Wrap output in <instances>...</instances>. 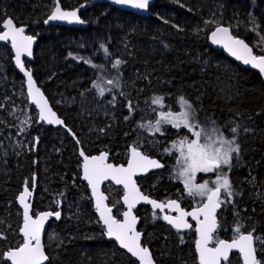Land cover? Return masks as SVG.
<instances>
[{
  "label": "trees",
  "instance_id": "obj_1",
  "mask_svg": "<svg viewBox=\"0 0 264 264\" xmlns=\"http://www.w3.org/2000/svg\"><path fill=\"white\" fill-rule=\"evenodd\" d=\"M92 1L59 0L64 9ZM54 6L55 0H0V32L10 17L39 38L27 68L77 139L65 129L39 123L37 117L26 134L32 141L29 148L20 149L6 138L16 130L9 119L1 124L0 264H9L5 254L22 245V216L16 199L25 185H33L34 177L38 189L33 211L62 214L50 223L45 236L48 264H138L105 237L88 186L81 180L80 144L89 155L107 151L109 161L117 165L127 162L130 146L142 148L166 167L138 180L146 194L162 202L178 200L187 209L204 203L187 192L177 174L179 156L173 146L182 136L192 135L169 127L165 135L157 136L159 149L147 147L144 137L152 125L134 107L129 91L140 97L145 111L162 104L179 110L183 97L191 105L196 128L233 137L240 151L224 170L233 194L229 197L222 190L215 241L233 240L235 227L241 225L242 233L261 239L257 255L264 264V84L258 73L240 67L208 43L209 34L225 25L255 53L264 54V0H160L149 18L99 4L81 13L86 28H46L44 22ZM11 57L9 50L0 51V60L9 66L4 76L24 85ZM117 60L121 63L113 67ZM8 85L0 79V115L6 114ZM157 97L163 98L161 103L153 102ZM236 121L243 126L233 132ZM82 191L88 210L84 213L76 204ZM61 193L67 200L56 203ZM118 195H123L120 189ZM116 211L122 216L121 203ZM136 214L141 218L143 243L158 264H200L194 227L176 231L161 213L145 206ZM226 264L242 261L233 254Z\"/></svg>",
  "mask_w": 264,
  "mask_h": 264
},
{
  "label": "snow or ice",
  "instance_id": "obj_2",
  "mask_svg": "<svg viewBox=\"0 0 264 264\" xmlns=\"http://www.w3.org/2000/svg\"><path fill=\"white\" fill-rule=\"evenodd\" d=\"M114 2L116 4L131 5L137 9H146L149 4V0H114ZM49 19L67 20L69 22L75 20L83 23L75 11L62 12L59 7L55 8ZM45 22L47 23V21ZM3 26L7 31L0 34V41L11 40L12 47L15 49L16 63L22 71H25L24 64L21 61V54L22 52H26L28 56L32 55L31 44L33 37L25 36L23 34L24 28H16L11 19L4 21ZM220 33H223L228 37L229 42L225 43L224 46L233 56L242 60L244 64H251L252 67L258 69L264 74V54H253L252 48H250L243 40L232 37L229 35L228 28L220 26H218L212 33L213 42H223L221 39H217V36ZM262 39H264V37H262ZM262 52H264V50H262ZM120 63L121 61L117 60L113 67H117ZM25 74L28 77L29 92L32 94L33 100L40 106V118L46 119L48 123L62 124L63 121L58 118H49L55 117V113H53L50 107H48L47 101L39 88L34 87L31 72L25 71ZM109 83H111V81H109ZM101 94H103V90H101ZM162 100V97H157L153 102L161 103ZM180 103L182 107L185 108V111L175 115L171 111L167 113L161 112V120L173 124L176 128L184 126L193 131L195 136L194 140L189 142L187 138H185L180 142L181 145L186 144L187 146V153H182L186 167L181 175L187 177L185 179V185L188 187L189 193L192 194L193 188H195V194L200 195L201 197L207 196V203H205L203 207L196 209L195 212H184L180 210L179 205L175 201H170L167 206L180 211V215L175 218L165 216L164 219L179 230L180 228L192 227V225L187 223L185 217L192 216L194 219L199 220L201 214L204 216L203 220H199L200 227L197 228L200 239L196 242V246L199 252L200 264H220L221 259L228 261L229 253L233 249H237L243 254L244 264H261V261L258 260L256 256V248L254 247V237L252 233H242L241 225L235 227V237L231 242L217 239L215 247H208L209 242L213 239L212 233L215 232L217 228L215 212L222 203L220 199L221 188H223L227 196L230 197L233 194L231 191V184L226 174H222L218 177V180L214 182L216 186L213 188H209L207 182L199 185H192L190 181L194 179V174L196 172H213L220 169L222 165L230 167L231 154L233 152L238 154L240 146L236 144L234 140L223 139L219 141L218 147L215 143L202 144L200 142L201 132L194 130L196 125L193 124L190 119L192 114L191 105L183 97L180 98ZM129 108H131L130 103ZM161 120L156 122V131H160ZM232 131L235 132L236 129H232ZM207 139L211 141L212 138L207 137ZM225 145H227V147H225ZM131 152L132 160L129 162L127 168H124L123 166L114 167L111 164H105L104 161L106 160L107 153L91 158L85 156V163L83 166L84 177L92 184L94 193L97 192L98 183L103 179H107L109 175H111L112 179L116 180V183L124 184L125 188L129 189V194L124 196V201L128 204L129 211L124 213L123 222L116 220L111 215V209L102 204L103 199H106L102 194L97 196V210L100 212L101 219L106 226L107 235L109 237H114L115 240L119 242L120 246L126 249L127 252L131 253L132 256L137 257L141 264H154L151 252L147 247L142 246L140 243L142 234L135 229L136 217L131 215V209L137 202V199L146 200L155 208L163 209L165 205L159 204L156 201L148 200L147 197L142 196L136 188L135 181L131 178L136 171L146 170V166L159 168L162 167V165L156 160H151L148 157L141 155L136 148H132ZM81 155H84L82 151ZM28 195H30V193L28 188L25 187L24 193L19 197L21 204L24 206V223L21 231L25 239L22 245L7 252V258L11 261V264H44V261L48 260V257L44 252V246L41 243V233L44 221L47 217L52 215H55L57 218L60 216L59 212H47L41 213L37 218L33 219L29 215L30 205L25 202V198ZM262 243H264V241H262Z\"/></svg>",
  "mask_w": 264,
  "mask_h": 264
},
{
  "label": "water",
  "instance_id": "obj_3",
  "mask_svg": "<svg viewBox=\"0 0 264 264\" xmlns=\"http://www.w3.org/2000/svg\"><path fill=\"white\" fill-rule=\"evenodd\" d=\"M160 0H149V4H148V7L146 9H137V8H134L132 7L131 5H123V4H116L114 2V0H93L92 2L90 3H85V4H82L81 6L77 7V8H74V9H64L62 7V5L60 4L59 0H55V6L52 10V12L55 10L56 7H59L61 9L62 12H73L75 11L77 16L79 17V19L81 21H83V19L81 18V13L86 11L87 9L91 8L92 6L94 5H99V4H107L109 6H112L120 11H125V12H130V13H133V14H136L138 16H141V17H150L151 16V8ZM51 12V14H52ZM51 14L49 15V17L51 16ZM49 17L46 19L47 23L44 22V25L46 28H49L51 26H58V27H67V28H86L87 27V23H85L83 21V23H80L78 21H75L73 20L72 22H69L67 20H51L49 19ZM7 19H11L13 21V25L16 27V28H20V27H23L24 28V35L25 36H31L33 37V41H32V44H31V52H32V55L31 56H28L26 52H22L21 54V61L22 63L24 64V69L25 71H30L31 72V75H32V80L34 81V87L35 88H39L40 92L43 94L44 98L46 99L47 101V104H48V107H50L51 111L53 113H55V117H49V118H58L59 120H62L63 123L62 124H57V123H48V121L46 119H41L40 118V112H41V109H40V106L33 100V97H32V94H30L29 92V87H28V77L27 75L25 74V71H22L21 68L19 67V65H17L16 63V60H15V49L12 47V44H11V40L9 39L8 41H0V45L4 44V45H8L12 51V63L14 65V68L16 70V72L21 76V78L23 79V82H24V87H25V91H26V95H27V98H28V102L30 104L31 107H33L34 109H36L37 111V115H38V121L39 123H43L45 124L46 126H49V127H52L54 128L55 130H58L60 128L62 129H65L67 132L71 133L72 137L75 138V140L77 141L76 137L73 135V132L68 128L66 127L65 123H64V120L58 115V113L54 110L52 104H51V101L49 100V98L47 97V95L45 94V92L43 91V89L37 84L36 82V79L33 75V72L31 69H28L26 64H25V60H29L30 62H33L34 60V51L37 47V44H38V40L39 38L36 37V36H33L31 34L28 33V28L27 27H24V26H17L15 21L8 17ZM5 19V21L7 20ZM220 27H224V28H228L229 29V35H231L232 37L236 38V39H239V40H243L250 48H252L244 39L240 38V37H237L232 29L229 27V26H225V25H220ZM217 28V27H216ZM216 28L209 34V37H208V43H209V46L216 50V51H220L222 52L229 60L233 61L234 63H236L237 65H239L240 67L242 68H245V69H248V70H252L256 73H258L262 79V82L264 84V74H262L258 69L252 67L251 64H244L242 60L240 59H237L236 56H233L229 51L228 49L224 46L225 43H228V37L226 35H224L223 33H220L218 34L217 36V39H221L223 42L222 43H215L213 42V37H212V33L216 30ZM1 29L2 31L0 32V34H2L4 31H7L6 28H4L3 24L1 26ZM252 51H253V54L255 55H258L257 53H255V51L253 50L252 48ZM132 148H136L137 151L139 153H141V155L143 156H146L148 157L149 159L151 160H156L158 161L162 167H159V168H155V167H151V166H146V170H143V171H136V173L132 176V180L135 181V185H136V188L139 190V193L144 196V197H147L148 200H151V201H156L157 203L159 204H164L165 207L163 209L161 208H155L151 203H149L148 201L146 200H143V199H137V202L134 204V206L132 207L131 209V215L132 216H135L136 217V225H135V229L136 231L140 232L142 235H141V238H140V243L142 246L144 247H147L149 249V251L151 252L152 254V259L154 261V264H158L157 261L155 260V257H154V254L153 252L151 251V249L148 247V246H145L144 243H143V233L139 230V225H140V221H141V218L136 214V210L139 208V207H148L149 209H151L153 212H159L163 215V217L165 216H169V217H172V218H175V217H178L180 215V211L176 210L175 208L173 207H169L167 206L169 204L170 201H175L178 205H179V208L180 210L184 211V212H195L196 209H192V210H189L187 211L185 208L182 207L181 203L175 199H172L166 203L162 202V201H158L156 199H153L149 194H146L140 187L139 183H138V180L139 179H142V178H146L148 175L150 174H153V173H157V172H160L162 171L164 168H165V164L159 159V158H154V157H150L148 155H146L145 153H143L140 149H138L137 147L135 146H130L129 149H128V158H127V162L125 164H114L112 162L109 161V153L105 150L103 151H100L99 153L97 154H92V155H89L87 154L83 148L80 146L79 149H78V156L79 158L81 159V180L88 186V190H89V193H90V197H91V200H92V203H93V207H94V210H95V213L97 215V218L99 220V222L101 223V225L104 227L105 229V237L108 241H112L114 243H116V245L118 246V248L120 250H122L123 252H125L127 255H129L130 257H132L133 259H135L137 261L138 264H141V262L139 261V259L137 257H134L132 256L131 253L127 252L126 249H124L123 247L120 246L119 242L115 240L114 237H109L107 235V229H106V226L104 225L103 223V220L101 219V216H100V212L97 210V196L99 194H102L103 197H106V199H103L102 201V204L103 205H106L108 208L111 209V215L118 221H121L123 222L124 220V213L128 212L129 211V207H128V204L125 203L124 201V196L125 195H128L129 194V189L128 188H125L124 184H118L116 183V180L112 179L111 178V175H109V177L107 179H103L101 180L99 183H98V187H97V192L94 193L93 192V187H92V184L89 182V180L85 179L84 177V163H85V159L84 157L87 156L89 158L91 157H94V156H101L102 154H105L107 153V157H106V160L104 161L105 164H111L113 165L114 167H120V166H123L124 168H127L128 167V164L129 162L132 160V152H131V149ZM81 151L83 152V156L81 155ZM91 164V162H90ZM112 184L114 185L115 187L117 188H120L122 191H123V195L121 197V204L123 205L124 207V212L122 214V219H117L114 215V207L110 206L109 203H108V195L107 193L105 192V186L107 184ZM28 188V187H27ZM25 189V188H24ZM24 189L23 191L18 195L17 199H16V203L19 207V209L21 210V216H22V225H21V229L23 227V223H24V216H23V212H24V206L23 204H21L20 202V199L19 197L21 196L22 193H24ZM28 191L30 193V195L26 196L25 198V202L27 204L30 205V208H29V215L35 219L37 218V216L41 213H47V212H51V213H55L57 211H51V210H47V211H42L40 213H38L36 216H34L33 214V206H34V199H35V196H36V192H37V182H36V178L34 179V184L32 186V189L30 190L28 188ZM221 196H222V191H220V199H221ZM207 203V200L206 202ZM203 207V206H202ZM201 208V207H200ZM221 210V204H220V207L216 209V212H215V217H216V223H217V228H218V214ZM60 213V212H59ZM62 216V214L60 213V216L59 218H57L55 215H52V216H49L45 219L44 221V226H43V230H42V233H41V243L43 244L44 246V252L45 254L47 255L48 257V260L44 261V264H48L49 263V256L46 252V247H45V236H46V233L48 231V228H49V225L50 223L53 221V220H58L60 219ZM186 221L188 224L192 225V223L195 224L196 226V231H197V228L200 227V224H199V220H203L204 219V216L201 214L199 216V220L197 219H194L192 216H187L185 217ZM166 222L169 224V226L171 228H173L174 230H177V231H180V232H186L188 231L189 229L191 228H180L179 230L174 227L172 224H170L167 220ZM216 228V230H217ZM20 229V235L22 236L23 238V242H24V236H23V233ZM216 232V231H215ZM212 233V236L214 235V233ZM197 235H198V240L200 239V235H199V232L197 231ZM254 237V236H253ZM197 240V241H198ZM257 239L254 237V247L256 248V256H257V259H258V250H257ZM231 242V241H229ZM211 244H212V241L209 242L208 244V247L212 248L211 247ZM235 252V253H238L241 257V260H242V264H244V260H243V254L240 253L237 249H233L230 253H229V258L231 256V254ZM196 253H197V256H198V259H199V252H198V249H197V246H196ZM4 259L6 261L9 262V264H11V261L7 258V253L5 254L4 256ZM223 262H225L223 259H221V262L220 264H223Z\"/></svg>",
  "mask_w": 264,
  "mask_h": 264
},
{
  "label": "rangeland",
  "instance_id": "obj_4",
  "mask_svg": "<svg viewBox=\"0 0 264 264\" xmlns=\"http://www.w3.org/2000/svg\"><path fill=\"white\" fill-rule=\"evenodd\" d=\"M145 18H149V17H145ZM7 70H9L8 64H6L4 62V60H0V79H3L5 82H9V85L6 88V92L4 94L5 95V101L7 103L6 110H5L6 114L0 115V128H1V124H5V120H6L5 118H8L9 123H11L16 130H15V132L10 133L9 135L6 136L7 140L11 141V143H13L16 147H18L20 149H22V148L28 149L30 146V143L32 141L28 136H26V134L28 132V129H29V126L31 125V123L35 122V121H33L34 118H37V116H38L37 111H36V109H34L33 107L30 106L24 85L20 84L16 81L8 80L4 76V74L6 73ZM129 77L130 76H128L127 78H129ZM109 81H108V84L112 85L113 82L111 81V83H109ZM104 86H105V84L100 85V87H102V89ZM129 93L131 94L130 97H132V99H133L132 101H134L133 102L134 107L141 110L143 113L144 119L149 121L150 124L152 125L151 127L148 128V134L144 137L145 141H146L144 143L147 147H149L150 149H159V143L157 140V136L158 135H165L166 130L169 127H173L175 129H180V128L186 129L187 132L192 135L191 137L190 136H182L178 140V142H176V144L173 146V149L175 150L176 154L178 153V156H179L177 159V162H176L177 174H178L179 179L181 180L182 184L186 187L185 179L187 177L185 175H181V173L184 170V168L186 167V165L184 163L183 154L187 153V146H186V144L181 145L180 142L182 140H184L185 138H187V140L190 142L191 140L195 139V136H194L192 130H189L188 128H186L184 126H181L180 128H176L171 123L163 122L161 120V115H160L161 112L167 113L169 111H171L174 115L179 114V113L185 111V108L182 107L181 103H179L178 104L179 110L175 111L174 109H172L171 106H168L169 108H167L168 109L167 110L164 108V105L162 104L158 109L155 107V108L150 109L149 111H145L142 107V103H140V97L137 94H133L131 91H129ZM136 98H138V100H136ZM31 108H33L35 110V112H32ZM190 119H191V121H193L192 114L190 116ZM158 120H161L160 131H156V128H155L156 122ZM241 126H243L241 121H236L234 123L235 129H237V128L240 129ZM248 127H251V126H248ZM194 130L201 132L200 142L202 144L203 143H215V145L218 147L219 141L221 139H223V140H234L233 137H230L229 135L224 134V133H217L215 130L211 134L204 133L196 127ZM246 131L247 130H245V133L243 135H246ZM207 137H211L212 138L211 141H209L207 139ZM35 138H36V136L33 137L34 140H35ZM80 146H81V144H80ZM233 146H235V145H233ZM225 147H227V145H225ZM138 149L141 150L142 148H138ZM126 155L128 158V149L126 150ZM237 157H238V154L233 152L231 154V163ZM228 167L229 166L222 165L220 169H217L216 171H213V172H203V171L196 172L194 174V179L191 180L190 183L192 185H199V184H203V183L207 182L208 187L213 188L216 186V184L214 182L218 180V177L220 175L224 174V170L227 169ZM248 173H249L250 177H253V173L250 169L248 170ZM201 175L204 176V180L200 181L199 176H201ZM25 186H28V185H25ZM119 189L120 188H117L110 183L105 186V191L108 195V203L110 206L115 208V211H114L115 217L120 220V219H122V217L118 216L116 213L117 212L116 207H117V205H119V203H121V198L118 195ZM186 190L189 193L188 187H186ZM221 190H223V188H221ZM21 192H22V190H21ZM122 193H123V191H122ZM193 194L197 198H199V200H201L202 202H205V200L207 199V196L201 197L200 195L195 194V188H193ZM63 195H64V193H61L60 197H56V200H55L56 203L60 202L61 200H63V201L67 200L66 197H62ZM76 204H77L78 208L81 209L82 213H84V211H88L86 208V203H85V193L83 191L80 192L79 195L77 194ZM119 212L122 213L123 211H119ZM38 213H40V211H38V210L33 211L34 216H36ZM50 231L53 234L54 230H50ZM22 240H23V238H22ZM256 242H257V244H261V239L260 238L257 239ZM22 244H23V242H22ZM257 250H259L258 246H257Z\"/></svg>",
  "mask_w": 264,
  "mask_h": 264
},
{
  "label": "flooded vegetation",
  "instance_id": "obj_5",
  "mask_svg": "<svg viewBox=\"0 0 264 264\" xmlns=\"http://www.w3.org/2000/svg\"><path fill=\"white\" fill-rule=\"evenodd\" d=\"M6 51V50H9V52H11V54H12V51H11V49H10V47L8 46V45H4V44H2V45H0V51ZM12 57H13V55H12ZM12 57H11V63H12ZM31 63H33V62H30L29 60H25V64H26V66L28 65V64H31ZM12 65H13V63H12ZM13 67H14V65H13ZM15 69V68H14ZM8 71V70H7ZM6 71V72H7ZM16 71V70H15ZM18 74V73H17ZM19 75V74H18ZM20 76V75H19ZM38 117V116H37ZM39 125H41V124H38V126ZM36 177H34L33 179H35ZM34 184V183H33ZM33 186V185H32ZM32 186H24L23 187V189L25 188V187H28L30 190L32 189ZM23 189H22V191H23ZM37 189H38V186H37ZM222 191V190H221ZM222 195H223V193H222ZM207 200V199H206ZM206 200H205V202H206ZM159 201V200H158ZM178 201V200H177ZM221 201H222V196H221ZM168 202V201H167ZM180 202V201H179ZM205 202L201 205V206H198V207H196V208H200V207H202L204 204H205ZM164 203H166V202H164ZM181 203V202H180ZM181 205H182V207L183 208H185L184 206H183V204L181 203ZM222 205H223V202L221 203V210H222ZM196 208H191V209H187V208H185L187 211H189V210H192V209H196ZM220 210V211H221ZM220 213V212H219ZM163 216V215H162ZM164 218V217H163ZM165 220V219H164ZM166 221V220H165ZM168 224V223H167ZM169 225V224H168ZM140 226V225H139ZM195 228V232H196V235L198 234L197 233V231H196V226H195V224L194 223H192V227H191V229L192 228ZM218 228H219V214H218ZM218 228H217V230H216V232L214 233V235H213V239H212V244H211V247H215L216 246V241H215V235H216V233L218 232ZM173 229V228H172ZM191 229H189V230H191ZM188 230V231H189ZM177 231V230H176ZM180 232V231H179ZM187 232V231H186ZM143 233V232H142ZM198 235H197V239H196V242H197V240H198ZM256 238V237H255ZM230 241H232V240H230ZM196 242H195V250H196ZM197 254V253H196ZM233 254H238V253H235V252H233L232 254H231V256H230V258L228 259V261L233 257ZM239 255V254H238ZM240 256V255H239ZM241 258V257H240ZM198 261H199V259H198ZM228 261H225V262H223V264H226ZM200 263V262H199Z\"/></svg>",
  "mask_w": 264,
  "mask_h": 264
},
{
  "label": "bare ground",
  "instance_id": "obj_6",
  "mask_svg": "<svg viewBox=\"0 0 264 264\" xmlns=\"http://www.w3.org/2000/svg\"><path fill=\"white\" fill-rule=\"evenodd\" d=\"M263 83V82H262ZM166 168V167H165ZM139 209V208H138ZM101 224V223H100ZM242 261V260H241Z\"/></svg>",
  "mask_w": 264,
  "mask_h": 264
}]
</instances>
